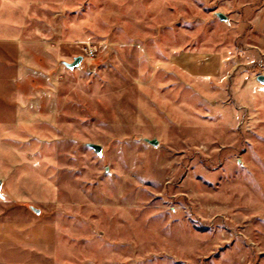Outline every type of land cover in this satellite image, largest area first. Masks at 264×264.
I'll return each instance as SVG.
<instances>
[{
  "label": "rangeland",
  "instance_id": "374dc122",
  "mask_svg": "<svg viewBox=\"0 0 264 264\" xmlns=\"http://www.w3.org/2000/svg\"><path fill=\"white\" fill-rule=\"evenodd\" d=\"M260 75L264 0H0V264H264Z\"/></svg>",
  "mask_w": 264,
  "mask_h": 264
},
{
  "label": "water",
  "instance_id": "95a60500",
  "mask_svg": "<svg viewBox=\"0 0 264 264\" xmlns=\"http://www.w3.org/2000/svg\"><path fill=\"white\" fill-rule=\"evenodd\" d=\"M220 17V19L222 20V21H225L226 20V18L224 17V16H222V15H220L219 16ZM82 59H77L76 60V64L77 63H79L80 61H81ZM68 67H74V65H67ZM257 81L260 83V84H262V85H264V75H260L258 78H257ZM156 144V143H155ZM95 151L97 152V153H100V148L99 147H95ZM2 187V181L0 180V188ZM33 211H35V213H37V214H40V210H38V209H35V208H33Z\"/></svg>",
  "mask_w": 264,
  "mask_h": 264
},
{
  "label": "built area",
  "instance_id": "2783aa9c",
  "mask_svg": "<svg viewBox=\"0 0 264 264\" xmlns=\"http://www.w3.org/2000/svg\"><path fill=\"white\" fill-rule=\"evenodd\" d=\"M87 56H88L89 59H94L95 56H96L95 49L94 48H89L87 50Z\"/></svg>",
  "mask_w": 264,
  "mask_h": 264
}]
</instances>
